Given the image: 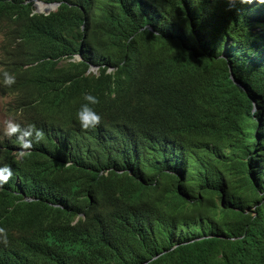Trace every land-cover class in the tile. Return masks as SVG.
<instances>
[{"label":"trees","instance_id":"trees-1","mask_svg":"<svg viewBox=\"0 0 264 264\" xmlns=\"http://www.w3.org/2000/svg\"><path fill=\"white\" fill-rule=\"evenodd\" d=\"M40 1L0 0V264H264V3Z\"/></svg>","mask_w":264,"mask_h":264},{"label":"clouds","instance_id":"clouds-1","mask_svg":"<svg viewBox=\"0 0 264 264\" xmlns=\"http://www.w3.org/2000/svg\"><path fill=\"white\" fill-rule=\"evenodd\" d=\"M36 1H40V0H35V3H36ZM40 2H42V1H40ZM244 2L250 3L251 0H244ZM260 2L261 3H264V0H260ZM35 3H34V8H35L34 13L38 14L36 12L37 8L35 6ZM45 4H47V3H44L43 4V7H41V8H49ZM56 4H57V7H58L59 6V3H56ZM57 7L54 8L52 12L56 11ZM43 12H45V11H43ZM44 15H46V14H44ZM77 59L78 60H81L80 57H78ZM91 69L92 70H97V68H95V67H92ZM4 77H5V79H4V83L5 84L11 85V84L15 83L14 77L11 76V75H9L8 73H5L4 74ZM85 99L89 102V104H96V103H98V100L95 97L91 96V95H86L85 96ZM89 104L83 105L81 107V109L79 110V112H78V120L80 122L81 127L84 130L94 129L102 121L101 115H99L92 107H90ZM29 127L32 128V129H34L37 132V134H38L37 141H39L40 139L43 138V132L42 131L35 129V126H32V125H30ZM8 130H9V134L10 135L11 134H16L17 132L20 131V125L11 122V123H9ZM3 136H4V134L2 133L0 139H2ZM21 147L23 149H30L32 147V143H24V142H21ZM25 154L26 153L21 152V155H25ZM28 154H30V153H28ZM5 169L7 170V168H5ZM10 175H11V173H10ZM0 179L6 181L8 179V176H2V175H0ZM0 235H2L4 237V242H7V237H6L5 229L0 228Z\"/></svg>","mask_w":264,"mask_h":264},{"label":"rangeland","instance_id":"rangeland-1","mask_svg":"<svg viewBox=\"0 0 264 264\" xmlns=\"http://www.w3.org/2000/svg\"><path fill=\"white\" fill-rule=\"evenodd\" d=\"M40 8L41 7L38 8L40 11H45L44 8L43 9H40ZM1 41H2V38L0 36V44H1ZM9 101L10 99H6L0 95V138H1L2 133L9 134L8 126H9V123L12 122L11 118L6 112L7 104L9 103Z\"/></svg>","mask_w":264,"mask_h":264},{"label":"water","instance_id":"water-1","mask_svg":"<svg viewBox=\"0 0 264 264\" xmlns=\"http://www.w3.org/2000/svg\"><path fill=\"white\" fill-rule=\"evenodd\" d=\"M43 4H44L43 2L36 1L35 6H36V8H37L36 12H37L38 14H46V15H49V14L53 11V9L57 7V4H45V5H47V6L49 7V10L43 12V11H40V10L38 9L39 7H43ZM232 79L234 80V77H233V76H232ZM235 83H236L237 85L241 86L238 82H235Z\"/></svg>","mask_w":264,"mask_h":264},{"label":"bare ground","instance_id":"bare-ground-1","mask_svg":"<svg viewBox=\"0 0 264 264\" xmlns=\"http://www.w3.org/2000/svg\"><path fill=\"white\" fill-rule=\"evenodd\" d=\"M40 9H43V8H40ZM45 11L49 10V8H44Z\"/></svg>","mask_w":264,"mask_h":264}]
</instances>
